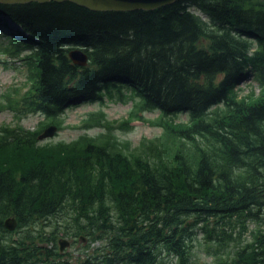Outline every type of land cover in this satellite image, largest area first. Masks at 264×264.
<instances>
[{
    "label": "trees",
    "instance_id": "16d2710c",
    "mask_svg": "<svg viewBox=\"0 0 264 264\" xmlns=\"http://www.w3.org/2000/svg\"><path fill=\"white\" fill-rule=\"evenodd\" d=\"M0 15L1 52L30 70L17 113L62 129L71 107L135 100L118 124L90 114L81 128L106 129L96 137L42 145L45 128H0V264H162L163 254L193 264L199 236L216 264H264V230L225 251L237 224L264 221V0L133 12L50 1L0 4ZM74 47L86 67L70 60ZM251 77L260 94L240 98L236 87ZM181 114L188 122H176ZM135 120L163 130L142 151L114 132ZM61 235L81 253L61 252Z\"/></svg>",
    "mask_w": 264,
    "mask_h": 264
},
{
    "label": "rangeland",
    "instance_id": "374dc122",
    "mask_svg": "<svg viewBox=\"0 0 264 264\" xmlns=\"http://www.w3.org/2000/svg\"><path fill=\"white\" fill-rule=\"evenodd\" d=\"M197 14H200L197 12ZM205 19V16H202ZM2 30V27H0ZM5 35H0V46H4L8 43ZM21 58H25L21 56ZM30 75L29 66L25 61H21L19 58L12 59L11 56L3 54L0 50V128H23L29 131L47 129L52 124V120L44 119L41 115H27L24 116L15 111L16 103L21 99V97L28 92L31 87V82L28 79ZM127 93L130 91L126 90ZM239 97L254 93L255 96L260 94V87L258 86L256 79L252 81L245 82L239 88ZM113 99L108 96L105 98L103 103L95 104H80L75 107L69 108L64 115L59 117L62 122V129H59L55 134V137L49 140H40L42 145L56 143L60 141L71 142L76 140L81 135H88L96 137L104 132L106 129L103 127H92L87 129H82V124L84 120L90 118V114L97 113L99 111L105 112L107 115V120L114 124H118L122 120H126L130 115V111L133 107L135 100L128 99L127 102H121L116 100L117 95L114 94ZM138 100V99H137ZM140 100V99H139ZM89 116V117H88ZM145 119L154 121L157 120L159 112H145L141 113ZM100 118L95 117L91 120V123H95ZM176 122H188V116L186 114H181L174 118ZM132 129L129 131H122L116 129L114 132L117 137L123 141H129L132 148L136 151H142L143 147L141 142L143 139L147 140H158L163 134V130L160 127L153 126L151 124L144 123L139 120H135L131 123ZM44 129V130H45ZM258 229L264 230V221L260 223L248 222L246 223V231H242L239 224H237L233 229V241L229 242V246L225 251L236 250L237 248L250 243L253 240V232ZM230 230V229H229ZM198 233H202L197 230ZM230 233V232H229ZM60 239H67L70 242V246L66 249L68 252H72L75 256L79 255L82 251V243H73L72 238L60 237ZM84 244H88L89 241L83 239ZM205 237L199 236L194 242L193 248V264H216L219 257H215L212 254L209 255L206 252L205 247ZM101 243L95 242L91 244V249L100 247ZM65 250V251H66ZM225 251H222V256L225 258ZM162 264H180L179 260L175 256H169L163 254Z\"/></svg>",
    "mask_w": 264,
    "mask_h": 264
},
{
    "label": "water",
    "instance_id": "95a60500",
    "mask_svg": "<svg viewBox=\"0 0 264 264\" xmlns=\"http://www.w3.org/2000/svg\"><path fill=\"white\" fill-rule=\"evenodd\" d=\"M50 1L58 3L70 1L92 11L133 12L138 10L153 11L171 5L178 0H0V4L47 3ZM69 58L73 64L79 67H86L89 63V56L82 48L71 49L69 51ZM57 130L58 128L56 126H51L43 132L39 139L44 140L52 138ZM4 225L8 231L13 232L16 230L18 222L16 218H8ZM59 245L61 252H64V250L70 246V242L66 239H61Z\"/></svg>",
    "mask_w": 264,
    "mask_h": 264
},
{
    "label": "bare ground",
    "instance_id": "6f19581e",
    "mask_svg": "<svg viewBox=\"0 0 264 264\" xmlns=\"http://www.w3.org/2000/svg\"><path fill=\"white\" fill-rule=\"evenodd\" d=\"M3 17L2 15H0V18ZM10 28L13 29V30H17L19 29L18 26L14 25V24H11L10 25ZM4 31V29L2 28V30H0V34H2ZM231 234V233H230Z\"/></svg>",
    "mask_w": 264,
    "mask_h": 264
}]
</instances>
